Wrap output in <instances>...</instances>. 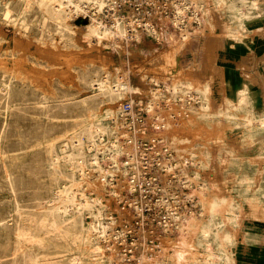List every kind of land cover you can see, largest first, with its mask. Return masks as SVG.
Masks as SVG:
<instances>
[{"label": "rangeland", "instance_id": "rangeland-1", "mask_svg": "<svg viewBox=\"0 0 264 264\" xmlns=\"http://www.w3.org/2000/svg\"><path fill=\"white\" fill-rule=\"evenodd\" d=\"M5 1L0 0V7ZM9 1L14 6L18 0ZM212 2L216 7L215 9L223 16L221 23L218 21V25L220 23L223 26L221 27L222 32L215 35L217 33V27L214 28L211 26L213 25V19L211 21L209 20V4L208 0H205L201 4V9H203L202 27L194 35L186 34L189 39L182 48H180V41L182 42L185 33H183V37L176 32L177 35L173 34L174 32L169 33V37L160 34V43H157L146 34H138L137 40L129 41V43L126 40L124 41V39H122L123 41L120 44L108 43L106 41L99 43L98 40L90 42L84 39L85 31L80 26L82 24H77L80 18L83 19L79 16L80 12L79 14L73 11L70 12L71 17L68 19V22L74 30L68 32L66 36H61L53 20H47L50 23H42L43 15L38 16L36 19L29 15L27 17V25L21 27L13 23H6L2 19L0 11V47H2L0 48V135L3 132L4 124L7 123L3 143L0 145V219L8 217L15 201L9 185L10 183L7 179V175L9 174L6 173L8 171L11 173L12 179L17 185L18 200L21 205L28 208L30 212H36V209L45 208L48 206V200L53 197L54 192L61 189L67 182L63 178H54V174H51L53 170L50 163L58 157L65 143H72L74 140L72 133L76 129V124L86 119L90 111L94 110L97 113L98 119H104L108 125L112 124V127L114 126L117 132L120 123L119 114L117 113L124 101L136 99L137 101H142L143 104H152L153 107H160V105L164 106L162 102L167 103L170 101L167 100L168 94H173V99L178 98L185 101L187 97L185 95L183 96V93L180 91L177 94L174 93L172 87L177 83L176 81H185L186 79L187 83L192 82L191 84L194 85L189 95L196 93L201 101L195 109L190 111L184 120L178 124L170 122L171 129L169 128V135L171 142L177 149L179 148L178 150L182 154L194 158L193 175H200V179H196V176H193V181L195 183L197 182L194 194L197 195V204L203 211H201L202 214L198 217L192 216L195 218L193 220H198L197 222L200 221L199 223H202V221L205 222L211 216V214L208 215L210 212L204 207L205 205L199 193V184L208 183L209 188L201 191L206 197L225 199L224 205L220 208V215L222 216L219 215V219L225 221L224 230H228L235 235V242L242 235H246L247 229L259 220L258 210L264 203V133L252 134L241 123L231 122L227 119L217 122L215 116L213 119L207 121L200 114V109L203 105L201 88L205 86L209 87L214 114L223 111L227 107V100L235 99L236 92L239 90H236L234 94L226 98L219 96L217 99H214L212 97L214 83L222 78L214 63L213 57L216 52L214 48L216 45H219L218 43L222 35H224V31L230 28V21L228 24V20L225 19L226 5L222 4L218 6L216 0H212ZM91 7L94 8L93 6ZM23 30L24 32L22 33ZM44 33L47 34L45 35ZM114 36L119 39L117 35ZM42 37L43 41L41 40ZM210 37L212 39L208 41ZM105 44L108 46L106 47ZM116 45H119V47H115ZM88 49L90 50L87 51ZM98 55L104 58L112 57L113 61L109 63L104 58L96 57ZM167 55L168 59H165ZM176 57L179 58V62H175L174 64L172 60ZM164 59L167 61V64ZM132 62L140 65V68L136 67L135 69L137 70H134V72L131 71L128 77L134 92L133 94L130 91H123L121 97L115 98L114 101H106V99H103L104 101L102 99L91 101L89 99L94 92L90 85V80L94 76L92 73L100 68H108L113 71L118 69V75H124L123 72L129 69V63ZM173 65L176 66L174 67ZM15 70H17L16 73ZM85 70L90 74H86ZM17 72L21 74V77L19 74L17 76ZM83 78H85L86 83L82 80ZM3 83L12 84L13 91L11 96H7L5 91L2 90ZM244 86L249 87L251 95L253 96V90L250 86L243 85L242 87ZM151 92L155 93L152 94ZM120 98L123 99L121 100ZM92 104L93 106H91ZM173 105H175V102H173ZM108 108L114 112V115L111 117H106ZM256 110L258 113H261L263 109L258 110L256 103ZM101 138L100 141L97 138L95 139L96 142L94 143L91 154L92 158H97L99 144L108 141L107 135H103ZM251 146L253 147L251 148ZM205 152H208V159L205 157ZM193 153H195L194 157ZM202 157H205L206 165L205 162L204 165L200 163L201 159H203ZM92 161L94 162V160ZM101 161L105 162L103 159ZM105 164H101L103 168H105ZM60 166L64 171H66L65 168L72 167H66V164ZM96 166L95 163L92 166H88V174H79V172L76 174L78 179L91 177L90 180L93 183L90 185L84 184L80 188H75L74 191L78 196L85 195L90 199L95 198L101 200L102 203L98 205L102 212L101 218L99 219L101 222L106 218L113 204L112 199L107 195L106 184L96 177L97 174H94L97 170ZM243 174H248L255 178L251 186L246 189H240L237 186V178ZM86 178H84V181ZM95 178L97 179L95 180ZM232 204L236 205L232 206ZM231 206L240 212L241 218L238 223H232L229 220ZM86 220L87 222H92L95 219L87 216ZM184 224L186 225L187 222ZM181 228L182 226L170 236L167 235L166 239L163 238L161 245L156 244V247L159 246L161 248L159 250L161 252L154 259H149L150 262H154V260L155 262L168 260L166 264H178L179 261V264H186V262L189 264L192 260H207L206 254L197 244L199 230H195L194 233H182ZM237 231L239 232L237 233ZM102 239V237H98L102 245L107 248L109 245ZM6 241L8 239H2L0 241V264H26L29 262V257L22 254L14 258L5 244ZM14 241L15 239L11 237L9 241L10 246L14 245ZM221 242L222 240L220 239L218 243L217 241L212 243L215 251L221 247L223 244ZM54 245L51 243L45 249L40 250V253L47 254L49 257L57 256L55 253L59 248L56 245L54 247ZM234 245L226 243L225 247L232 251ZM171 246L172 248H170ZM184 254L186 255L184 256ZM113 262L114 258L111 264ZM144 264L147 263L145 262ZM208 264L214 263L210 261Z\"/></svg>", "mask_w": 264, "mask_h": 264}, {"label": "bare ground", "instance_id": "bare-ground-1", "mask_svg": "<svg viewBox=\"0 0 264 264\" xmlns=\"http://www.w3.org/2000/svg\"><path fill=\"white\" fill-rule=\"evenodd\" d=\"M216 1H217L218 5H222V4L226 5L225 11L228 13V16L230 19V28L228 29V32H227V36H228L229 40H231L234 44L244 43V40H245L247 33L250 29V28L248 29L247 23L259 14V12H258L259 4H258L257 0H216ZM105 2H106V0H18L17 2H15V5L12 6V2L9 0H6L5 3L2 4V6L0 7V11H1L2 19L6 23H8V24L13 23L14 25H19L21 27H24L27 25L26 22H27V17L29 15H31L34 19H36L40 15H43L42 23L48 22L47 20H53V22L56 23L58 33L61 36H66V35H68V32H72V30H74L70 27V24L68 22V19L71 17L70 16L71 11L79 14V12L84 11L85 5L89 6V7L93 6L95 9L101 10L103 8V6L105 5ZM201 3H202V1H201ZM14 12H15V14H14ZM48 23H50V22H48ZM77 26H79V25H77ZM80 26H82L83 30L85 31L84 39H86L90 42H92L94 40H98L99 43H103L106 41L108 43L112 42L114 44H116V43L120 44L123 41L122 39L125 38L124 33L120 32L118 34L119 39H117L111 31H109L106 28H103V26L98 23V20L95 17H92V19L87 24L80 25ZM53 27H51V28H53ZM1 31L3 32L2 29H1ZM45 31H46V29H45ZM23 32H24V30L22 31V33ZM39 37L41 38V36H39ZM5 39H6V37H5ZM22 39H23V36H22ZM125 39H124V41H125ZM188 39H189V37L186 34H184L182 42L180 41V48H182L184 46V44L188 41ZM211 39H212V37H210L208 39V41ZM41 40L43 41V37ZM126 41H127V43H129V40H126ZM107 46L108 45H106V47ZM115 47H119V45H116ZM0 48H2V47H0ZM77 48H79V47H77ZM8 50H11V49H8ZM89 50L90 49H88L87 51H89ZM96 50H97V48H96ZM84 52H86V51H84ZM178 53H179V51H178ZM4 54H6V53H4ZM166 54H168V53H166ZM96 57L104 58L103 56H100V55H98ZM166 58L168 59V55L165 57V59ZM104 59L106 61H108L109 63H112V61H113L112 57H107ZM159 59H160V57H159ZM165 59H164V61H165ZM169 59H171V58L169 57ZM5 60H6V58H5ZM172 61H174V64H175V62H179V58L176 57ZM158 62H159V60H158ZM165 62L167 64V61H165ZM136 67L140 68V65L138 63H133V62L129 63V69H127L126 71L123 72L124 75H118V73H119L118 69H115L113 71V70H110L108 68H100L96 72L92 73V74H94V76L90 80L91 81L90 85L92 86L94 92L89 97V99L91 101H97L98 99H102V100L106 99V101L107 100L114 101L115 98L121 97L123 91H128V92L130 91L133 94L134 92L132 90V87H131V84L128 80V77H129L131 71L134 72V70H137V69H135ZM87 68H89V67H87ZM121 68H122V66H121ZM16 71L17 70H15V73H16ZM85 73L90 74L86 70H85ZM18 74L21 77V74L19 72H17V76H18ZM179 78H180V76H179ZM84 79L85 78H83L82 80H84ZM183 79H185V78H183ZM178 80H180V79H178ZM185 81H176L177 83H175L174 86L172 87L174 89L173 92L177 94V92L179 93V91H180L183 93V94L181 93L183 96L184 95L186 97L189 96L191 89L193 90V88H194V85L191 84L192 82L187 83L186 79H185ZM20 82H22V81L20 80ZM84 82H85V80H84ZM2 90L5 91L7 96H9V95L11 96L12 91H13L12 84L11 83H5V84L3 83V89ZM90 90H92V89H90ZM87 91H89V90H87ZM164 91H166V90H164ZM200 91L202 93L201 96H202V103H203L202 108L200 109V111H201L200 114H201L202 118H204L205 120L209 121V120L213 119L215 116V119L217 122H221L223 119H227L231 122L241 123L248 130H250L252 134L264 133V109L262 110L261 113L257 112L255 98L251 95V92H250V89L248 86H244V87L240 88L238 90V92H236L237 93L236 98L233 100L232 99L227 100V107L223 111L216 112L215 114L213 113V109H212V105H211V96H210L209 87L205 86L204 88H201ZM124 93H126V92H124ZM153 93H155V92H153ZM194 93H195V91H194ZM161 94H163V93H161ZM126 97H127V95H126ZM155 97H158V96H155ZM175 99H178V98H175ZM156 101H157V99H156ZM200 101H201V99H200ZM105 105H108V104H105ZM36 106H38V105H36ZM91 106H93V104ZM102 106L104 107V105H102ZM8 107H9V105H8ZM103 107H101V108H103ZM112 115H114V112L108 108V110L106 111V117H111ZM117 116H116V118H117ZM227 123H228V121H227ZM241 124H240V126H241ZM6 127H7V123L4 124V129L2 128L3 132L0 135V145L3 143ZM103 135L108 136V139H107L108 141L106 140L107 142H102L99 144V151L101 153H103V155L105 157L110 158V159L114 160L115 162H117L119 157L125 153V151H126L125 148L121 145V143L117 139L114 126L112 127V124L108 125V123L106 121H104V119L103 120L98 119L97 113L94 110L90 111V113L87 115L86 119H83L76 124V129H74V132L72 133V137L74 138L72 143L71 144H70V142L65 143L62 146L61 153L58 155V157L54 160H52V158H51L52 162L50 164H51V167L53 170L51 174H54L55 179L63 178L67 182L64 184L63 187H61V189L54 192V195L52 198L50 196L51 199L48 200V204H47L48 206H46L43 209L41 208L42 210L36 209V212H34V211L30 212L28 210V208L21 205V203L18 200L17 185H16L15 181L12 179L11 173L9 171L6 173V174H9V175H7L8 176L7 179L10 183L9 185L11 187L12 195H13V198L15 201H14L13 208L11 207L12 210L9 213L8 217L4 218V219H0V241H2V239H5V240L8 239V241H6L5 244L7 245V248L9 249V251H11V254L13 255L14 258H16L19 254H22L24 256H28L30 260L26 264H111L112 263L113 258H114V252L111 251L109 246H108L109 248L108 247L106 248L98 240V237L104 236V233L106 230V227L104 225L99 224L100 223L99 219L101 218L102 212H101L100 207L98 205H100L102 203L101 200L95 199V198L90 199L89 197H87L85 195L78 196L74 191L75 188H77V187L80 188L84 184L90 185L93 183V181L90 180L91 177H89V178L84 177V178H86L84 181V178L78 179L76 174L78 172H79V174H88L87 173L89 170L88 166H92L94 163H96L94 160L95 158L94 157L92 158L91 154H92V150L94 147V143L96 142L95 139L97 138V140L100 141V138ZM114 138H116V140H114ZM85 139H88V140H85ZM102 141H103V139H102ZM96 146L98 147V145H96ZM252 147L253 146H251V148ZM20 149H21V147H20ZM55 154H56V152H55ZM200 154H202V153H200ZM204 154H205V157L208 159L209 158L208 152H205ZM194 156H195V153H193V157ZM191 158H192V156H191ZM204 158L201 159V161H200V163H202V165H204V162H205ZM192 159H194V158H192ZM92 160H94V162ZM194 161H196V160H194ZM65 164L67 165L66 167H68V166H72V167L65 168L66 171H64V169H61L60 165L64 166ZM205 165H206V162H205ZM196 174H197V172H196ZM83 176H80V177H83ZM91 176H92V174H91ZM195 176L194 177L196 179H200L199 174H197ZM96 179L97 178H95V180ZM254 179L255 178L253 176H250L248 174H243L237 178V186L240 189L241 188H245V189L249 188L251 186V184L253 183ZM198 184H199V181H198ZM199 185H200L199 193H200V196L202 198V202L205 205L204 207H206L210 212V213H208V215L211 214V216L205 222L202 221V223H199L200 221L197 222L198 220L197 221L193 220V219H195L194 218L195 216L191 217V219H188L186 221L187 224L186 225L184 224L181 229H182V233L183 232L194 233L195 230H197V229L199 230V237L197 239V244L201 247V249L206 254L207 260H204V261L203 260L202 261L201 260L200 261H193L192 260L191 262H189V261L188 262H189V264H208V262L212 261L214 264H232L233 263V253L231 250H229L225 247V244L228 243V244L234 245L235 244V235L228 230L225 231L224 230L225 221L222 219H219L220 208L224 205L225 199H220L218 197H214V198L206 197L203 194V192H201V191L205 188L206 189L209 188L208 183H200ZM2 201H4V200H2ZM6 201H7V199H6ZM22 201H23V199H22ZM1 205H2V203H1ZM235 205L232 204V206H235ZM200 206H202V205H200ZM232 206H231V209L229 210L231 212V215L229 216V220L232 223H238V221L241 218L240 212L236 211V209H234ZM201 211H203V210H201ZM205 214H207V213L205 212ZM87 216H91L95 220L92 222H87V220H86ZM220 216H222V215H220ZM226 219H227V217H226ZM226 222H227V220H226ZM238 232L239 231H237V233ZM98 234H99V236H98ZM11 237L13 239H15L13 246H10V244H9ZM220 239L222 240L223 244L221 245V247H219V249H217V251H215L212 247V243L214 241H217V243H218V241ZM212 240H213V242L211 243ZM193 242H195V241H193ZM51 243L55 244L59 248L58 251L55 253V255H57V256L54 255L55 257H49L47 254H43V253H42L43 254L42 255L40 253V250L45 249ZM55 245H54V247H55ZM170 248H172V246ZM55 250H56V248H55ZM185 255L186 254H184V256ZM179 257H181V256H179ZM193 257H192V259H193ZM160 259H162V258H160ZM167 261L161 260V261L155 262V260H154V262H155L154 263L153 261L150 262V260H149V262H148V260H147L146 263L147 264H150V263L151 264H153V263L154 264H166ZM176 263H178V262H176ZM179 263H180V261H179ZM186 264H187V262H186Z\"/></svg>", "mask_w": 264, "mask_h": 264}, {"label": "built area", "instance_id": "built-area-1", "mask_svg": "<svg viewBox=\"0 0 264 264\" xmlns=\"http://www.w3.org/2000/svg\"><path fill=\"white\" fill-rule=\"evenodd\" d=\"M201 6L197 0H106L101 10L85 6L79 16L89 21L95 17L114 35L123 32L125 40L146 34L160 43L165 33L161 27L181 37L196 34L202 27ZM167 100L160 107L124 101L116 136L125 153L117 162L100 151L94 159V174L106 184L113 204L99 223L106 227L102 240L114 252L113 264H143L158 256L161 248L156 244L202 214L194 194L193 159L169 135L170 122L184 120L200 98L195 93L184 102L168 94Z\"/></svg>", "mask_w": 264, "mask_h": 264}, {"label": "crops", "instance_id": "crops-1", "mask_svg": "<svg viewBox=\"0 0 264 264\" xmlns=\"http://www.w3.org/2000/svg\"><path fill=\"white\" fill-rule=\"evenodd\" d=\"M201 1L205 0H199L200 3ZM257 2L259 14L247 23L248 29H250L244 44H233L227 38L228 30H225L219 45L214 48L216 51L213 57L214 63L222 78L214 83L212 97L214 99L219 96L226 98L243 85H249L253 90L257 109L261 110L264 109V0H257ZM208 4L209 20L213 19L211 26L217 27L215 35H218L222 32L221 27L223 26L220 23L223 16L215 9L212 0H208ZM225 14V19L229 24L228 13L225 12ZM161 29L165 32V37H169V33H173L169 28L161 27ZM258 214L259 220L247 229L246 235L236 239V244L232 247V264H264V203L258 210Z\"/></svg>", "mask_w": 264, "mask_h": 264}, {"label": "water", "instance_id": "water-1", "mask_svg": "<svg viewBox=\"0 0 264 264\" xmlns=\"http://www.w3.org/2000/svg\"><path fill=\"white\" fill-rule=\"evenodd\" d=\"M89 22V20H87V19H79L78 21H77V24H82V25H85V24H87Z\"/></svg>", "mask_w": 264, "mask_h": 264}]
</instances>
